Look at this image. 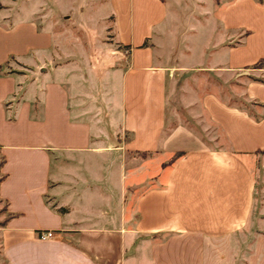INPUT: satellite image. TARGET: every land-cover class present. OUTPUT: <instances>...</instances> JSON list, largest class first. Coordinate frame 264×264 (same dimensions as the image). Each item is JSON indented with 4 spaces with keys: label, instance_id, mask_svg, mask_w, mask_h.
Returning a JSON list of instances; mask_svg holds the SVG:
<instances>
[{
    "label": "crops",
    "instance_id": "crops-1",
    "mask_svg": "<svg viewBox=\"0 0 264 264\" xmlns=\"http://www.w3.org/2000/svg\"><path fill=\"white\" fill-rule=\"evenodd\" d=\"M219 1L212 19L227 37L251 31L236 45H217L214 58L221 52L225 60L206 66L220 85L203 94V112L224 144L191 149L169 166L165 157H173L183 130L165 137L168 68L153 45L144 46L168 17L166 0H133L143 14L137 30L134 23L132 32L120 30L131 47L120 92L92 104L81 78L50 66L46 34L0 9L6 264H139L144 254L150 264H216L215 243L234 240L241 248L235 257L229 247L221 251L220 264H232L250 255L246 233L253 235V264H264V80L244 84L253 108L234 90L241 71L264 58V5ZM255 70L264 75V67ZM138 154L149 157L132 162ZM44 231L52 237L39 239ZM144 237L157 239L144 247Z\"/></svg>",
    "mask_w": 264,
    "mask_h": 264
},
{
    "label": "rangeland",
    "instance_id": "rangeland-1",
    "mask_svg": "<svg viewBox=\"0 0 264 264\" xmlns=\"http://www.w3.org/2000/svg\"><path fill=\"white\" fill-rule=\"evenodd\" d=\"M257 1L264 5V0ZM166 2L169 8L168 17L162 26L150 29L153 36L147 39L144 46L153 45L157 60L168 68L165 137L173 129L183 130L180 139H176L180 143L175 146L177 151L173 157H165V165L169 166L191 149L202 148L204 145L209 148H215L216 145L222 147L224 144L222 136L211 126L203 112V94L220 85L219 82L216 83L218 78L216 72L206 69V66L213 59L217 62L225 60L221 52L214 58L217 45L221 42L228 46L236 45L243 37L251 34V31L246 30L243 35L230 34L227 37L221 26L212 19V11L220 4L219 0H166ZM142 8L137 3L133 5V0L0 1V9L8 18L29 19L35 23L38 32L46 34L47 41L51 43L50 66L58 68L59 71L62 68L69 72V78H74L75 75L81 78L83 96L90 103L98 100L97 98L102 100L104 95L116 97L119 94L121 72L128 63L131 51V47L123 43L120 30L122 27L123 31L126 29L132 32L133 23L137 30L139 15L143 14ZM248 16L250 12L247 11L245 19ZM155 21L157 20H150L151 23H158ZM259 26H262L263 32L264 24L259 23ZM134 40H137L136 36ZM254 65L241 71L244 74L238 77L240 81H235L238 85L234 90L239 93L236 95L237 101L247 108H253V105L242 95L245 82L251 79L264 80V75L255 70L260 68H254ZM83 78L97 80L94 84L93 81H84ZM230 78L237 77L232 73ZM90 103L86 106L90 107L92 104ZM142 157L148 158L149 155L138 154L131 161L138 163ZM105 164L108 165L103 158L101 165ZM6 218L5 204L0 201V226ZM155 239L157 238H145L143 246ZM259 245L260 242L258 250ZM227 247L233 251L234 257L241 249L234 240L229 243L222 240L216 242L214 247L215 254L218 255L216 264L224 260L221 251ZM245 252H250V255L247 253L244 259L235 258L233 263L255 262L257 256L252 233H246ZM136 262L137 260L135 264ZM139 262L150 264L145 254ZM0 264H6L1 253Z\"/></svg>",
    "mask_w": 264,
    "mask_h": 264
},
{
    "label": "built area",
    "instance_id": "built-area-1",
    "mask_svg": "<svg viewBox=\"0 0 264 264\" xmlns=\"http://www.w3.org/2000/svg\"><path fill=\"white\" fill-rule=\"evenodd\" d=\"M52 237V232L51 231H44L38 235V238L41 240H46Z\"/></svg>",
    "mask_w": 264,
    "mask_h": 264
},
{
    "label": "trees",
    "instance_id": "trees-1",
    "mask_svg": "<svg viewBox=\"0 0 264 264\" xmlns=\"http://www.w3.org/2000/svg\"><path fill=\"white\" fill-rule=\"evenodd\" d=\"M253 67L254 68H262V67H264V58L261 59L260 61H258ZM1 165H2V161H0V167H1ZM1 179H2V175L0 174V181H1Z\"/></svg>",
    "mask_w": 264,
    "mask_h": 264
}]
</instances>
